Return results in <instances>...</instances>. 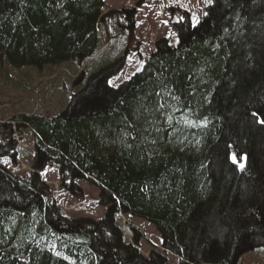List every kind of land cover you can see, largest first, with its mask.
Wrapping results in <instances>:
<instances>
[{
	"label": "trees",
	"instance_id": "16d2710c",
	"mask_svg": "<svg viewBox=\"0 0 264 264\" xmlns=\"http://www.w3.org/2000/svg\"><path fill=\"white\" fill-rule=\"evenodd\" d=\"M103 7L0 0V64L80 65L97 50L99 25H135L134 10ZM180 14L170 24L177 45L156 41L118 87L107 80L122 59L84 72L59 113L13 115L17 132L33 138L34 156L30 179L0 162V264H166L124 242L119 214L151 225L177 264H236L264 247V0H211L195 23ZM0 128L2 137L11 132ZM13 135L0 141V159L14 161ZM50 164L72 196H82L77 181L96 188L105 216H61L40 178Z\"/></svg>",
	"mask_w": 264,
	"mask_h": 264
},
{
	"label": "rangeland",
	"instance_id": "374dc122",
	"mask_svg": "<svg viewBox=\"0 0 264 264\" xmlns=\"http://www.w3.org/2000/svg\"><path fill=\"white\" fill-rule=\"evenodd\" d=\"M211 0H104L102 13L120 9L134 10V26L114 29L99 25L97 28L98 47L92 58L80 63H64L58 67L36 71L22 69L13 71L0 64V125L11 126L17 145L14 161L1 158L0 162L13 177L30 179L34 151L33 138L28 133L17 132L11 118L15 113L55 114L62 111L70 94L77 91L86 78L84 72L95 73L111 65L115 68L122 59V67L107 84L117 87L125 82L147 60L155 49V42L166 39L170 47L177 45V36L169 27L170 23L182 18L181 12L190 13L193 23L204 15V8ZM83 72L81 79L75 80ZM3 75L11 76L6 81ZM1 131V128H0ZM4 136V134H2ZM4 136V137H6ZM0 136V141L4 138ZM40 178L53 196L61 216L67 220L97 221L105 216V207L98 204V191L86 181H77L82 196L75 197L60 188L59 175L55 164L47 165L40 171ZM117 224L124 242L135 246L139 254L147 258L151 251L165 259L166 264H177L178 259L162 251L158 232L148 223L133 217L119 214ZM141 233L137 244L134 236ZM236 264H264V247L242 256Z\"/></svg>",
	"mask_w": 264,
	"mask_h": 264
},
{
	"label": "snow or ice",
	"instance_id": "6c2138e0",
	"mask_svg": "<svg viewBox=\"0 0 264 264\" xmlns=\"http://www.w3.org/2000/svg\"><path fill=\"white\" fill-rule=\"evenodd\" d=\"M253 115H256V114L254 113ZM260 122H261V123H264V120H261Z\"/></svg>",
	"mask_w": 264,
	"mask_h": 264
}]
</instances>
